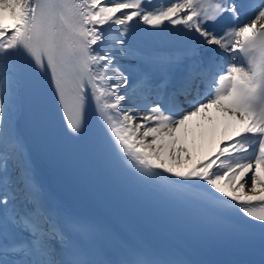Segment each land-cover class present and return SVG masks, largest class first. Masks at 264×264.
Segmentation results:
<instances>
[{"label": "snow or ice", "instance_id": "obj_1", "mask_svg": "<svg viewBox=\"0 0 264 264\" xmlns=\"http://www.w3.org/2000/svg\"><path fill=\"white\" fill-rule=\"evenodd\" d=\"M213 110L231 134L199 159ZM37 145L128 211L258 243L226 264H264V0H0V264H197L110 246L45 189Z\"/></svg>", "mask_w": 264, "mask_h": 264}, {"label": "bare ground", "instance_id": "obj_2", "mask_svg": "<svg viewBox=\"0 0 264 264\" xmlns=\"http://www.w3.org/2000/svg\"><path fill=\"white\" fill-rule=\"evenodd\" d=\"M211 115L214 117L213 122L211 124L205 123L203 129L197 130L195 145H192L190 137V149L194 156L199 159L215 152L221 140L231 134L230 122L215 110L211 112Z\"/></svg>", "mask_w": 264, "mask_h": 264}]
</instances>
